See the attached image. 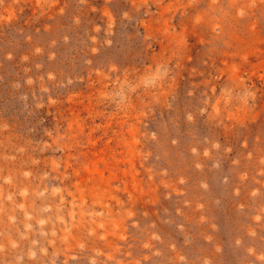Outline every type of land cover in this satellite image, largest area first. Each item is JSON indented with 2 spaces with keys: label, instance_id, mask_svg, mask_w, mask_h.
I'll use <instances>...</instances> for the list:
<instances>
[{
  "label": "rangeland",
  "instance_id": "obj_1",
  "mask_svg": "<svg viewBox=\"0 0 264 264\" xmlns=\"http://www.w3.org/2000/svg\"><path fill=\"white\" fill-rule=\"evenodd\" d=\"M0 264H264V0H0Z\"/></svg>",
  "mask_w": 264,
  "mask_h": 264
}]
</instances>
